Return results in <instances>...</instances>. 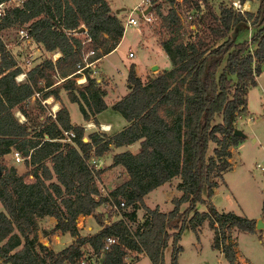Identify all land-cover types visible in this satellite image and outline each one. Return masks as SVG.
Here are the masks:
<instances>
[{"label": "trees", "instance_id": "1", "mask_svg": "<svg viewBox=\"0 0 264 264\" xmlns=\"http://www.w3.org/2000/svg\"><path fill=\"white\" fill-rule=\"evenodd\" d=\"M162 1L151 0L150 8L173 32L161 42L172 66L142 80L131 64L129 91L112 104L127 124L112 135L93 131L87 141L83 125L71 123L64 103L54 117L47 114L39 125L29 122L22 104L36 91L42 98L60 99L63 87L85 119L105 109L104 89L95 76L86 73V67L76 72L77 64H83L86 45L94 49L89 59L117 45L123 34L121 18L108 0H23L0 16V29L26 27L45 51L60 52L55 60L47 57L26 69L24 79L18 81L15 76L22 68L0 39V258L9 257L10 264H78L86 245L102 255L100 264H129V251L145 253L152 264H165V250L170 256L167 264H178L186 224L195 229L208 219L214 229L212 245L221 249L229 264H242L231 240L232 229L255 231L256 219L221 211L211 197L219 184L216 178L224 181L223 172L231 166L230 146L242 138L233 133L236 115L247 107L248 89L257 84L256 76L262 71L264 0H259L256 12L227 5L219 13L210 9L212 23L207 33L196 32L188 41L174 33L178 15L172 6L163 13ZM247 22L256 28L250 40L235 41L230 29ZM79 26L85 32H76ZM83 35L90 42L82 44ZM251 43L255 44L252 49ZM82 73L86 84L79 86L75 77ZM55 74L61 77L60 85H55ZM14 108L26 118L20 120ZM67 129L75 133L73 142L61 139ZM135 141L137 152L113 155L111 166H122L126 177L108 196L103 195L104 168L96 167L92 156L102 154L111 143ZM211 143L215 144L212 154ZM13 150L24 156V172L6 163V155ZM173 176L180 177L176 188L181 193L171 198L172 208L162 211L147 205L144 195ZM109 197L118 204L123 200L122 206L130 210L107 223L96 216L102 227L80 234L77 217L94 213ZM182 203H186L183 208ZM199 203L206 209L199 211ZM138 208L145 210L144 219L132 228L124 217L134 220ZM43 215L56 218L53 231H68L75 239L59 250L42 243L37 217ZM107 236L116 241L104 249Z\"/></svg>", "mask_w": 264, "mask_h": 264}, {"label": "rangeland", "instance_id": "2", "mask_svg": "<svg viewBox=\"0 0 264 264\" xmlns=\"http://www.w3.org/2000/svg\"><path fill=\"white\" fill-rule=\"evenodd\" d=\"M114 1L117 7L120 8L116 13H119L117 15L124 21L130 9L133 8L135 3L141 0ZM239 2L242 4L243 11L248 10L256 12V10L250 9H255V7L257 9L259 0H257V2L256 0L248 1L247 6H243L244 0H239ZM149 3L151 4V0L143 4V9L145 10L144 14L148 16L147 19L145 16L141 15L140 9H136L133 14L137 17L138 23L136 25H130L125 29L126 33L122 42L118 44L114 52L104 60V63H106L110 71L116 75L117 78H120V76L122 77V74L124 75L126 67L132 61L138 62L141 66V75H143L144 70L146 71L145 76H142L144 80L155 75V73L161 71V69L163 70V66L170 65V59L163 49L161 42L163 39L172 36L173 32H170L166 26H163L160 16L150 8ZM223 5L232 6V0H174L172 3L163 0L160 10L163 13H167L171 6L176 10L179 23L176 25L174 33L184 41H188L194 38L196 32L201 34L204 32L207 33L208 25L212 23L209 10L213 9L215 12L219 13L220 7ZM121 7H124V9ZM255 29L256 28L251 26L250 22H247V24L239 23L230 29V35L235 41L243 39L250 40ZM18 30L19 28L0 29V39L4 41L10 52L18 58L19 62L25 65V69L33 66L38 59L43 60L47 57H52L54 59L53 56L58 51H43L41 45L37 44V41H33L27 37L21 39ZM254 46V43L250 44L251 49L254 48ZM37 48H40L42 53L39 52ZM85 48L86 46L84 50H86ZM130 50L135 53L133 58L128 56ZM59 55L60 54H56V58ZM28 57L32 59L30 62H25ZM81 61L84 63L83 58H81ZM155 64L157 67L153 68ZM261 66L263 70L257 78L259 82L258 86L249 87L247 92L246 108L248 109V113L246 108L238 111L239 116L241 118L244 117L242 121L247 120V122L243 121L241 123L244 129L234 123L235 127L242 129L251 138L245 140L240 146L239 151H235L232 155L231 168L229 167V170L225 173L223 172L224 181H222L221 177L216 178L220 184L215 187L211 199L221 211L234 210L239 213L246 210L249 214L259 213L264 215V168H262V166H264V62L261 63ZM96 67L95 63L86 67V73H89L91 76L97 75L101 77L104 85H112V80H114V78L107 76L100 70H96L95 72ZM80 76L81 74L75 77L77 83L81 81ZM53 77L57 81L61 80L58 74H55ZM84 84H86V81ZM118 84L120 86H117L116 82L117 88H113V92H110L108 96L112 98L110 102L118 100L121 97L120 95L123 89H127L126 81L123 82L118 80ZM113 85L115 86V84ZM36 92H38V94ZM36 92L22 104V107L28 112L29 122L33 125H39V123L45 119L51 106L53 105L54 108V105L57 104L55 100L54 103L48 104L45 102L44 104L43 99L45 98H42V93L40 91ZM56 100H61V97L60 99L56 98ZM40 105L43 106V109ZM69 108L72 119L74 121H79L81 114L77 103L70 102ZM13 110L17 113V108ZM115 113L122 120H125L119 112ZM253 131L261 138L262 142H254L252 140ZM135 143L137 144V142ZM214 146L215 144L211 143L209 148L210 154H212ZM6 163L8 165H15L19 172H24L26 170L24 161L16 162L12 154L6 156ZM257 163H260L262 166H258ZM104 174H106V177L104 175V179L108 181L110 185L126 177L123 167L118 165L115 168L108 169ZM28 177L31 178L32 175ZM175 179L176 177L170 181H175ZM105 188L106 192H109L107 186H105ZM171 190L172 189L168 186L158 187L151 195L147 196V203L150 205L158 204L157 206L160 207L162 211L169 210L173 206L169 198ZM174 190L179 192L176 188H174ZM101 191L103 190L101 189ZM185 204L186 203H182L181 208H183ZM103 207L105 209L104 212H97L99 213L100 219L107 217L109 220H112L117 216V211L111 209L109 203ZM197 209L201 211L206 209V207L203 203H199ZM129 210L130 207L122 206L118 211L122 214L123 211ZM136 215L134 220L126 216L124 217L132 228H135L144 219L145 210L139 208ZM76 226L81 227V220L78 217ZM212 229L208 219H205L203 223L195 229L191 227L189 222L186 224L179 241L182 249L178 253V264H229L220 248L212 245L214 235ZM237 241L240 257L250 256L255 264H264V232H262V230H255L252 232L239 230ZM58 243L63 244V239L60 238ZM83 252V259L86 264H100L103 258L102 255L94 254L86 245L83 248ZM141 254L142 253L137 251H129L126 261L129 264H152L148 257H143L144 254ZM169 259V253L165 250V264L169 262ZM1 264L5 263L2 262Z\"/></svg>", "mask_w": 264, "mask_h": 264}, {"label": "crops", "instance_id": "3", "mask_svg": "<svg viewBox=\"0 0 264 264\" xmlns=\"http://www.w3.org/2000/svg\"><path fill=\"white\" fill-rule=\"evenodd\" d=\"M248 1H250V0H244V2H243V6H247L248 5ZM108 2H109V4H110V6L112 7V9L113 10H115V11H118L120 8H118L117 7V4H116V2L114 1V0H108ZM140 1H138L137 3H139ZM256 2H257V0H256ZM137 3H135V4H137ZM122 9H124V7H121ZM250 10H256V7H255V9H250ZM117 14H119V13H117ZM125 30L123 31V34H122V36H121V38H120V40H119V42L117 43V45L111 50V51H109V52H106V53H104L103 55H101V56H99L98 58H97V60L94 62L95 64H96V68H95V72H96V70H100V71H102L103 73H105L107 76H111V78H114V80H112V85L111 84H109V85H104L103 84V82H102V80H101V77H98L97 75H94L95 77H96V79H97V82H98V84L102 87V89H104V91H105V93H104V96H103V98H104V100H105V102H106V104H107V107L105 108V109H103V110H101V111H99V112H97V113H95V114H90V116H89V118L88 119H85L84 117H83V115H82V113H81V111H80V109H79V106H78V103L76 102V101H71L69 98H68V96H67V91L63 88V87H60V89H59V97H61V100H56V98L53 96V95H51L50 97H53L54 98V100L55 101H57V104H56V106H58V108L60 107V105H61V102L62 103H64L65 104V106L67 107V109H68V111H69V115H70V120H71V123L73 124V125H76V124H81V125H83V127H84V129H85V134H84V136H83V140H85V141H87L88 139H89V134L91 133V132H93V131H97L96 130V124H98V123H109L110 124V128H109V130L110 131H103L104 133H108L109 135H112L113 133H115V132H117V131H119L120 129H122L123 128V126L125 125V124H127V121H126V119L125 120H122L120 117H118V115L115 113V112H118L117 110H115V109H113L112 108V104L115 102H110V100L112 99V98H110V97H108L109 96V94H110V92H113L112 91V89L113 88H117V86H120L119 84H118V80H120V81H126V85H127V89L126 90H124L123 89V92H121V97L120 98H122L128 91H129V87H128V84H127V74H128V70H129V67H130V65L131 64H133L134 65V68H135V71L137 72V75L142 79V80H144L143 78H142V76H145V74H146V71L144 70V72H143V75H141V71H140V65L138 64V62H136V61H132V62H130L129 63V65L126 67V69H125V71H124V75L122 74V77L120 76V78H117V76L116 75H114L111 71H110V69H109V67L106 65V63H104V60L106 59V58H108L113 52H114V50H115V48L118 46V44H120L121 42H122V39H123V37H125ZM37 44H40L39 42L37 43ZM41 45V44H40ZM38 47V46H37ZM42 47V46H41ZM42 49H43V47H42ZM37 50L39 51V52H41L42 53V50L40 49V48H37ZM43 51H45L44 49H43ZM59 54H60V52H59ZM135 56V53H134V55L133 56H129L130 58H133ZM41 60V59H40ZM40 60L38 59L36 62H35V64L36 63H38V62H40ZM97 62V63H96ZM93 63V64H94ZM172 66V64H171V61H170V65L169 66H161L163 69H169L170 67ZM99 67V68H98ZM162 70V69H161ZM263 70V69H262ZM262 73V71L259 73V74H261ZM156 74V73H155ZM258 74V75H259ZM258 75L256 76V79L258 78ZM81 77H82V75H81ZM24 79V78H23ZM23 79H20V80H23ZM146 79H148V78H146ZM110 80V79H109ZM19 81V80H18ZM86 81V78H85V80L84 79H81V81L78 83V85L79 86H82V85H84V82ZM116 82H117V86H116ZM61 82H60V80H58L56 83H55V85H59ZM258 79H257V86H258ZM113 84H115V86L113 85ZM255 85V86H256ZM120 88V87H119ZM119 98V99H120ZM70 102H74V103H77V106H78V109H79V112H80V114H81V118H80V120L79 121H74L73 119H72V116H71V113H70V108H69V103ZM45 104V103H44ZM50 104V103H49ZM53 106V105H52ZM57 108V109H58ZM56 109V110H57ZM246 111H247V113H248V109L246 108ZM15 112V114L17 115V113H16V111H14ZM17 112H19L20 114H22L24 117H25V114H23L18 108H17ZM245 115H247V114H245ZM115 117V118H114ZM26 118V117H25ZM242 118H244V117H242ZM242 118L239 116V114L237 113V115H236V119H235V121H234V123L235 124H237V126H240V127H242L243 129H244V126H241V123L243 122V121H246L247 122V120H243L242 121ZM236 121H237V123H236ZM240 121V122H239ZM239 122V123H238ZM88 123V126H85L86 124ZM93 124H95V125H93ZM97 132H99V131H97ZM103 132H99V133H103ZM253 133L254 134H252V140L254 141V142H256V141H261L262 142V140H261V138L257 135V134H255V132L253 131ZM242 138L240 139V140H238V142H237V144H235V145H232V146H230V150H231V156L229 157V161H230V163H231V166H232V162H231V157H232V155L235 153V151H239V148H240V146L245 142V140H247V139H249V138H251V137H249L248 136V134L247 133H245V136H241ZM257 139V140H256ZM135 142H137V144L135 143ZM135 142H132V143H128V144H121V145H115L114 143H111V144H109V148L106 150V151H104L102 154H99V155H93L92 156V158H91V162L92 163H94V165L96 166V167H102V168H104V173L108 170V169H111V168H115L117 165H114V166H111V163H112V158H113V155L115 154V153H117V152H121V151H124V150H130V151H132V152H137L138 151V146H139V143H138V141H135ZM12 154V152H10V153H8L6 156H8V155H11ZM22 162H23V160H22ZM118 166H120V165H118ZM231 166H230V168H231ZM229 168V169H230ZM228 169V170H229ZM19 171V170H18ZM226 172V171H225ZM224 172V173H225ZM224 173H223V177H224ZM104 175H105V177H106V174H103V178H102V181L100 182V186H101V189L103 190L102 191V194L103 195H105V196H108L109 195V192L115 187V186H117L118 184H120L121 182H123L124 181V179L123 180H121V181H119V182H116V183H114V184H109L108 183V181H106L105 179H104ZM174 177H176V179H175V181H170L171 179H173ZM170 180H168V181H166V182H164V183H162V184H160V185H158L157 187H155V188H153L152 190H150L149 192H147L145 195H144V200H145V202H146V204L147 205H149V206H151V207H154V206H157L158 204H153V205H150V204H148L147 203V196H149V195H151L152 194V192H154L158 187H160V186H168V187H170L172 190H171V195H170V200H171V198L174 196V195H176L177 193V195L176 196H179L180 195V191L176 188V184H177V182L180 180V177L179 176H173L172 178H171ZM105 184V185H104ZM220 184V183H219ZM218 184V185H219ZM105 186H107V189L109 190V192H106V188H105ZM174 188H176L179 192H176L175 190H174ZM214 190H215V188H214ZM109 203V201L107 200V201H104V202H102V203H100L96 208H95V211H94V213H92V214H80L79 216H78V218L81 220V227H78L77 226V228H78V231H79V233L80 234H82V235H88V234H91V233H94V232H96L97 230H99L102 226H101V224L99 223V221H97L96 220V216H98L99 217V213H97V212H104V205H107V204ZM172 208V207H171ZM170 208V209H171ZM139 209V208H138ZM138 209H137V211H138ZM159 209H160V207H159ZM169 209V210H170ZM220 210V209H219ZM168 211V210H167ZM234 211V210H233ZM118 214H117V216L114 218V219H112V220H116V219H119V218H121L122 217V214H121V212H117ZM237 213V212H236ZM238 214H245V215H247L248 217H254L255 219H257V218H259V217H261L262 219H264V215L263 214H249V212L247 213V211L246 210H243V211H241V212H239ZM99 219H100V217H99ZM104 223H107V222H109V221H111V220H109L107 217H105L104 219H101ZM37 223H38V235H39V240L42 242V243H44V244H46V245H48V246H50V247H52L53 249H55V250H59V249H61V248H63L64 246H66V245H68V244H70L74 239H75V237L74 236H72L68 231H61V230H59V229H56V230H52V228L54 227V225H55V223H56V218L54 217V216H52V215H43V216H39V217H37ZM198 228V227H197ZM213 230V232H214V229H212ZM256 231H259L260 229H255ZM238 232H239V229H236V228H233L232 229V241H235V249H236V256H237V260H239V262H241L242 264H246V263H248V262H250L251 264H255L254 262H253V259L250 257V256H245V257H240L239 256V249H238V241H237V235H238ZM262 232H264V230H262ZM49 236V237H48ZM60 238H62L63 239V244H59L58 243V241H60ZM57 239H58V241H57ZM221 250V249H220ZM222 252V251H221ZM142 254H144V256L143 257H147V255L145 254V253H142ZM141 254V255H142ZM2 262H4L5 264H10V260H9V257H6V258H0V264L2 263Z\"/></svg>", "mask_w": 264, "mask_h": 264}, {"label": "built area", "instance_id": "4", "mask_svg": "<svg viewBox=\"0 0 264 264\" xmlns=\"http://www.w3.org/2000/svg\"><path fill=\"white\" fill-rule=\"evenodd\" d=\"M150 0H141L139 3L135 4L133 6V8L130 9V11L126 14L125 16V20L123 21V31L130 25H136L138 23V19L137 17L134 16L133 12L136 10V9H140L141 10V15L145 16V18L147 19L148 16H146L144 14L145 10L143 9V4L145 2H149ZM23 2V0H3V1H0V16H2L5 12V9L8 8L10 5H21ZM150 4V3H149ZM150 6V5H149ZM232 7L233 9L237 10V11H243V7H242V4L239 2V0H232ZM19 34H20V38H29V39H32L33 41H35L28 33V30L26 29V27H20L19 30H18ZM85 32V30H84ZM91 38L88 37V36H84L83 37V40H82V44H86L88 42H90ZM86 50H83L82 51V58H83V61L84 63L82 65H80V63H78L77 65L79 66V68L76 70V72L78 71H81L83 68L85 67H89L91 66L96 60L97 58H94V59H89V55L93 54L94 53V49L88 47L86 45ZM56 54L58 55L59 54V51L57 53H55V55L53 56L54 57V60L56 58ZM134 55V52L132 50H130L128 52V56H133ZM30 56V55H29ZM15 57V56H14ZM16 61H17V64L22 68V72L17 74L15 76L16 80H20V79H23L25 77V65H23L21 62H19L18 58L15 57ZM32 58L28 57L25 62H30ZM71 75V74H70ZM82 77L80 76V79L83 78L85 80V74L82 73L81 74ZM79 79V78H78ZM38 94V92H36ZM43 102L45 103H48L46 101V98L43 99ZM55 112H56V109L53 108V106H51V109L50 111H48V114L51 115L52 117L55 116ZM17 115L19 117L20 120H24L25 117L20 114L19 112H17ZM95 125V124H93ZM85 126H88V123L85 125ZM96 126V130L99 131V132H103V131H107L109 130L110 128V124L109 123H98L95 125ZM63 135L64 137L61 138L62 140H65V141H69V142H73L72 140V137L75 135L74 131L72 129H67V130H63ZM12 157L14 158V160L16 162H19V161H22L24 160V156L18 151V150H13L12 151ZM94 164V163H93ZM258 166H262L260 165V163H257ZM262 168H264V166H262ZM31 176V174H29ZM124 205V201L121 200L119 202V204L114 201L111 197H109V206L111 209H113L114 211H117L119 212V208L120 206ZM76 223H77V220H76ZM105 247L104 249H107L109 244L113 243L116 241V237L114 236H107L105 238ZM79 264H86L85 260L82 258L79 262Z\"/></svg>", "mask_w": 264, "mask_h": 264}, {"label": "water", "instance_id": "5", "mask_svg": "<svg viewBox=\"0 0 264 264\" xmlns=\"http://www.w3.org/2000/svg\"><path fill=\"white\" fill-rule=\"evenodd\" d=\"M84 30H85L84 26H79L76 29V32H82ZM156 67H157L156 64L153 65V68H156ZM233 133L236 134V135H239V136H245V132L242 129L238 128V127L234 128ZM255 228L264 230V219H262L261 217L257 218L256 219Z\"/></svg>", "mask_w": 264, "mask_h": 264}, {"label": "bare ground", "instance_id": "6", "mask_svg": "<svg viewBox=\"0 0 264 264\" xmlns=\"http://www.w3.org/2000/svg\"><path fill=\"white\" fill-rule=\"evenodd\" d=\"M81 79H83V78H81ZM46 101L49 102V103H54L55 102L53 97H49L48 100L46 99ZM57 108H58V106H56V104H55L54 105V109H57Z\"/></svg>", "mask_w": 264, "mask_h": 264}]
</instances>
